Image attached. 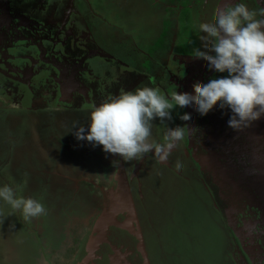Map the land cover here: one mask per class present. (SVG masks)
<instances>
[{
    "label": "rangeland",
    "instance_id": "1",
    "mask_svg": "<svg viewBox=\"0 0 264 264\" xmlns=\"http://www.w3.org/2000/svg\"><path fill=\"white\" fill-rule=\"evenodd\" d=\"M125 1L0 0V184L15 185L21 195L38 199L45 207L42 216L25 220L0 201V264H250L245 253L251 264H264V181L248 189L242 175L226 162L222 165L211 159V170L207 169L200 158L203 150L192 146L194 162L201 163L204 174L213 177L214 188L220 195L218 201L223 205L222 220H225L219 221L217 211L208 216L205 201L199 202L202 198L199 197H206L207 192L197 169L192 170L187 184L174 195L175 200L164 206L158 202L160 190L152 200L147 193L156 192L163 183L154 182L155 167L138 171L139 180L136 177L131 181L133 161L127 167L119 155L106 153L101 146L94 147L86 140H77L74 126L87 128L88 118L80 104L75 113L67 108L56 118L54 125L59 131L47 128L52 119L47 112V95L53 93L51 99L56 104L61 102L56 92L60 84L54 77L72 67L83 70L80 72L83 74L90 72L87 60L85 67L80 63L87 58L88 41L96 46L99 42L111 44L113 54L131 66L137 67L138 61L147 63L149 55L114 48L121 42L131 44L127 47L133 49L143 44L139 35L131 34L134 25L126 20L130 9L124 8ZM186 2L181 1L183 12L192 10L186 8ZM195 25L194 22V28ZM170 35L168 32L167 36ZM170 43L168 38L158 43L157 54H162L164 46L171 48ZM51 51L52 54L67 51L68 58L62 61L55 56L50 58L47 54ZM75 51L77 55L70 56ZM61 76L64 78L61 83L68 90L64 98L69 104L73 96L90 98L83 81L75 79L72 88L67 86L65 74ZM155 76L159 74L152 77ZM152 77L144 78L143 83L153 86ZM47 82L53 92L48 90ZM110 86L106 92L118 94L119 90ZM174 86L175 83L172 92ZM103 99L99 94L92 97L95 104ZM205 133L203 140L208 147L220 141L219 136ZM241 133L250 140L240 139V146L255 149L258 158L263 157L261 167L264 166V116L243 127ZM40 142L45 144L43 149ZM48 151L65 158L66 167L55 166L54 159L46 156ZM233 160L238 163L236 158ZM247 172L244 177L253 184L256 175ZM125 176L131 181L135 217L129 204L122 213L121 208L117 209L126 199L125 193L120 197ZM145 184L149 190L143 188ZM209 203L214 210L212 198ZM250 211L252 221L245 217ZM124 226L125 234L119 233ZM217 228L221 229L220 235ZM137 229L142 234L143 251L138 237L134 238ZM252 234L258 238L254 240ZM96 241L98 244L88 255Z\"/></svg>",
    "mask_w": 264,
    "mask_h": 264
},
{
    "label": "clouds",
    "instance_id": "2",
    "mask_svg": "<svg viewBox=\"0 0 264 264\" xmlns=\"http://www.w3.org/2000/svg\"><path fill=\"white\" fill-rule=\"evenodd\" d=\"M195 27L204 49L197 48L194 56L207 61L208 69L225 75L194 84L195 95L175 90L166 96L146 84L109 94L89 109L87 128L74 126L76 139L99 145L124 161H138L151 152L165 163L194 128L176 125L168 128L162 142L153 138V120L171 121L175 108H193L201 116L214 106L228 109L227 125L234 131L264 116V9L254 12L238 0L217 10L214 20L198 21ZM178 118L192 120L187 112ZM176 168L182 170L183 164L177 162ZM0 201L25 220L45 213L38 199L21 195L11 183L0 184Z\"/></svg>",
    "mask_w": 264,
    "mask_h": 264
},
{
    "label": "flooded vegetation",
    "instance_id": "3",
    "mask_svg": "<svg viewBox=\"0 0 264 264\" xmlns=\"http://www.w3.org/2000/svg\"><path fill=\"white\" fill-rule=\"evenodd\" d=\"M181 1L184 0H126L124 2V8L127 9L129 7L130 9V15H128L126 20L128 21V23L129 21H132L131 23H133L134 25V32H132L131 34L133 36H135L136 34L139 35L143 44L141 46H136V49H133L129 48L131 47V44L121 42L114 46V48L125 52L130 49L132 52H135L137 54L144 53L145 55H149L147 63H140V61H138V64L136 65L137 67L131 66V64L128 63L127 60H120L117 55L113 54L114 49L112 48L111 44L106 45L107 43L104 44L99 42L100 44L98 43V48L100 49V51L97 54H93L90 56L87 54V58L84 57L85 60L87 59L88 64H90L89 68L91 73H80L83 72V70L81 69H77L78 72H76L78 77L77 81H83L85 83V86L90 92V98L86 96L77 97L76 99H74V102H71V104L62 101L63 103L61 105V108H57L60 104H56L55 101L51 99L53 93H49L47 95V109L49 108V111L47 112L51 113L52 119L51 125L49 124V127L47 128H51L55 132L59 131V129L54 125V123L56 122V118L60 114H62L65 109L67 111L68 105L69 108L73 110V113H75L76 107L78 106V104H80V106L84 108L86 114L88 115L89 109L95 104L92 100L94 94H99L103 98L109 95L106 92L108 84H111L110 89H113L115 91L121 89L132 90L139 84L145 85L143 83L144 78H151L153 75L159 74V76H155L156 78L152 77V81L154 82L153 86L159 88V90L163 92L166 96H170V94L172 93L171 87L173 83H175L173 91L177 90L178 92H188L195 95V90L193 87L194 84L206 83L212 78L225 75L223 73H217L214 70L208 69L207 61L196 58L194 56L197 48H201L202 50L204 49V43L198 37L196 28H194V22L197 23L198 21H212L215 18L217 10L223 9L228 4L238 2V0H186V8L193 10V8L195 7L196 10L187 11L185 9L184 12L181 8ZM243 2H245L248 8L254 12H258L259 10L264 9V0H243ZM182 13L183 20H181ZM182 26H185V28H182ZM181 30H184L185 32L180 33L182 32ZM168 32H170V36H167ZM167 38L169 40V43L171 42V48L169 47V49H166L164 46V48H161L162 54L158 55V51L155 50L158 43L164 42ZM98 40L100 41L99 38ZM87 43L90 42L88 41ZM68 54L69 53L67 51H59L56 54H52L51 51L47 55L50 58L54 56L58 57L62 61L65 59L67 60ZM155 55L157 56L155 57ZM70 56H72V54H70ZM124 56L126 58L127 54H125ZM158 56H160V58H158ZM82 58L79 59L81 60ZM115 61L121 62L123 66H127L128 68H126L125 70L124 68L117 66V63L119 62ZM82 65H85L84 62H82ZM108 65H111V67H109ZM150 66L155 70H152ZM73 68L75 67H72L71 70ZM144 71L146 73H144ZM151 71L152 74L149 73ZM91 74L92 76L90 78L89 76ZM46 84L47 87H49V89H47L53 92L54 89L50 88V84L48 82ZM18 105L19 104H17V106ZM182 112L187 111L185 109L175 108L173 110V119L171 121H165L161 123L159 119L153 120V138L156 139L158 142H162L168 128L175 127L176 125L190 127L189 122L181 121L178 118V114ZM196 114L198 124L194 130V133L192 134L190 129L187 131L184 141L181 142V144L177 148L173 149L170 158L173 161L172 164H176V159L179 156L183 164H185L186 161V169H189V172L186 174H189V176L191 175L192 170H198L199 173H197L200 174V177H202L205 181V188L207 192L206 197H199H202V200L200 199L199 202L203 203L205 201L206 205L203 206L208 209V216H211L212 214L215 215V213L212 211H217L221 218V220L219 218V221H224L225 219L222 220V218H224L225 216L223 215V205L220 201H218L220 195L214 188V181L212 182L213 177L210 174L206 176L202 170L204 168H202L201 163L198 164L197 162H194V157H192L190 148L192 146H197L200 151L203 150V153L200 152V158H202V155L207 153L205 152L202 146V144L204 146H207V144L203 140V133L206 132L205 136H207L208 133H211V136H219V142H212V146L215 148L210 146L208 148L212 150L215 149L214 151L221 155L219 160L217 159L219 163H221L222 165L225 164V162L226 164H230L233 169L237 170L239 175H242V177L244 178L243 184L246 185L248 189H251V187H254L256 184H260L262 183V181H264V169L262 168L264 166L261 167L263 157L262 159L260 157L258 158L257 152L253 148L244 147L243 149V146H240V139L241 141L248 142L250 138L241 133L243 127L239 131H234L233 129L228 127L227 121L231 114L228 109L222 110L219 107L214 106L213 109L210 110L204 116L199 115L197 112ZM238 145L240 146V149L238 148ZM184 149H187V155L184 154ZM215 157H213V159ZM233 158H236V160L238 161L237 164L234 161L235 159L233 160ZM126 162V166L128 167L130 161ZM64 164L66 167V162ZM168 164L169 160L165 163H160L156 159V157L151 154L141 158L139 167L141 170H145L146 167H155L156 174L154 176V182H159L160 180L162 182L165 181L168 186L171 185L168 184L170 183V181L168 178H166V174L168 173V171L166 170V166ZM164 168L166 171L163 173ZM247 171H250L256 175V181H254L253 184H251L249 180L244 177V173H248ZM170 172L176 171L173 168V170H170ZM186 174H184L183 177H186ZM189 176L187 177L189 178ZM136 180H139V177ZM231 187L233 191V183H231ZM179 190L181 191V188ZM179 190L177 191L178 193L180 192ZM211 198L213 199V204L215 205V207L213 206L214 210L212 209V206L209 203V200ZM249 213L250 214L247 213L245 217L248 220L250 218V220L252 221V212L250 211ZM217 229L220 235L221 229ZM252 237H254V240L258 238L255 237L254 234H252ZM245 256L251 264L249 255L245 253Z\"/></svg>",
    "mask_w": 264,
    "mask_h": 264
},
{
    "label": "water",
    "instance_id": "4",
    "mask_svg": "<svg viewBox=\"0 0 264 264\" xmlns=\"http://www.w3.org/2000/svg\"><path fill=\"white\" fill-rule=\"evenodd\" d=\"M75 34H78V32L76 31L75 32ZM71 37H73L72 36V34H71ZM87 46H88V48H87ZM85 49H86V51L88 52V55L90 56V55H93V54H97V53H95L94 51H100V49L98 48V46H96L95 44H92V43H86L85 44ZM72 54V56H76L77 54H76V51L75 52H72L71 53ZM78 56H79V54H78ZM80 60V59H79ZM87 60V59H86ZM86 60H84V62H86ZM115 62H119V61H115ZM120 63V62H119ZM121 65H119L120 67L121 66H123L122 65V63H120ZM64 66H66V65H64ZM122 68H126V67H122ZM128 68V67H127ZM71 69V68H70ZM69 71H71V70H69ZM77 75V74H76ZM50 83V82H49ZM63 84V83H62ZM64 86V85H63ZM61 84H60V89H56V92H58V95H59V99H60V105H62V101H64V102H67L68 100L66 99V98H64V94H66L65 92L67 91L68 92V90L66 89V87H63ZM59 87V86H58ZM65 88V89H64ZM61 91V92H60ZM69 92H71V91H69ZM77 97L76 96H73L72 97V102H74V99H76ZM76 101H78V100H76ZM185 110L187 111V113H189L191 116H192V120L189 122V125H190V127H194V128H192V129H190V131H191V133L193 134L194 133V130H195V128H196V126H197V124H198V121H197V114H196V111L193 109V108H185ZM33 131L34 130H31L30 132L31 133H33ZM31 138H32V136H30L29 137V140H31ZM35 141V140H34ZM41 143V149H43L44 147H45V144H43L42 142H40ZM202 146H203V149L205 150V152H207L206 154H204V155H202V158H201V161L205 164V167H207V169H209L210 168V170H211V166H212V164H211V162H210V160L211 159H213V157H215L214 159H215V161L217 162L218 160H219V158H220V156L221 155H219L216 151H214V150H212V149H209L208 148V146H204L203 144H202ZM213 148H215V147H213ZM36 149H37V151L39 152V148L36 146ZM37 151H35L36 153H37ZM183 152H185L184 154H186L187 155V153H188V151H187V149H184L183 150ZM56 153H55V151H48L47 152V154H46V156L47 155H49L48 157H52L53 159H54V162H55V166H57L58 164L64 169L65 168V162H66V159L64 158L63 159V157H61V156H59V155H55ZM37 156V155H36ZM218 159V160H217ZM141 160V159H140ZM140 160H138L137 161V163H135V161L134 160H132L133 161V167H132V169H131V175H129V176H132L131 177V181L133 180V178H136V177H139V176H137V174H138V171H141V169H140V167H139V162H140ZM177 161L175 162L176 164H177V162H180V163H182L183 164V162H181V160H180V156L176 159ZM173 161H172V159L169 157V164L166 166L167 168H166V170L168 171V173L166 174V175H168V177H166V178H168L169 179V181H170V183H168V184H171V185H168L167 186V184L165 183V181L161 184V189L159 188L156 192H152V191H150V192H148V195L151 197H149L147 194H145L147 197H149L151 200H152V197L154 198V196H155V194L157 193V192H159V190H160V192H161V195L159 196V199H158V202L159 203H162L164 206H168L172 201H173V198L177 195V191L181 188L182 189V186H184V185H186L187 184V181H188V177L187 176H189V174L187 175L186 173H188L189 172V169H186L187 168V163H186V161H185V164H183V169L180 171V170H177V168H176V164H171ZM219 162V161H218ZM139 167V169H137L138 167ZM58 167V166H57ZM56 167V168H57ZM56 168H54L53 170H55ZM173 168L175 169V171L177 172H170V170H173ZM184 169H185V172H184ZM165 170V168H164V170H163V173L166 171ZM161 174H162V172H161ZM160 174V175H161ZM184 174H186L187 176L186 177H183V175ZM127 177V176H125V177H123L122 178V180H123V186H122V189H121V194H120V197H122V196H124V193H125V195H126V199H124V200H122V198H121V203L119 204V202H120V198H119V200H117L116 202H115V204H114V207L112 208V211H111V214L113 213V211H114V209H115V207H117V205H118V207H117V209H120L121 208V212L120 213H122L123 212V207H124V209L127 207V204H129L130 205V207H131V215L133 216V217H135V215H134V213H136V209H135V206H134V198H133V192H131V188H130V177ZM162 176V175H161ZM143 188L144 189H147V190H149L150 189V187H149V185H147V184H145V186H143ZM173 191H176V192H173ZM180 191V190H179ZM175 195V196H174ZM146 196H145V198H146ZM148 206V204H146V207ZM110 214V215H111ZM108 218V217H107ZM146 224H147V222H145V227H147L146 226ZM125 226L123 227V229H121L120 230V232L119 233H122V234H125ZM127 229V228H126ZM156 233V232H155ZM157 234V233H156ZM116 235H118V233H116ZM136 235V236H135ZM136 237H138V241H139V244H140V246H141V249H142V251H143V249H144V246H143V238H142V234H141V232H139V230L137 229V232H135V234H134V238H136ZM96 243L98 244V242L96 241L95 242V244H93V246L91 247V249L89 250V252H88V255L93 251V249L95 248V245H96ZM121 243H123V242H121ZM124 244V243H123ZM126 250H127V247H126ZM80 264V263H79Z\"/></svg>",
    "mask_w": 264,
    "mask_h": 264
},
{
    "label": "bare ground",
    "instance_id": "5",
    "mask_svg": "<svg viewBox=\"0 0 264 264\" xmlns=\"http://www.w3.org/2000/svg\"><path fill=\"white\" fill-rule=\"evenodd\" d=\"M76 32V30H75ZM74 38H75V35H74ZM88 48V46H87ZM95 53H98V51H94ZM85 58L82 60V62H84ZM82 62H80L82 64ZM85 64V62H84ZM85 67V65H84ZM127 68V66H124ZM126 68H124L126 70ZM78 68H73L71 71H69V69H63L64 71L62 73H60L59 75H57L56 77L54 78H57V80L59 81V84H61L63 86V84L61 83L62 79L64 80V78H62V74L64 75L65 74V77L67 79V86L69 87L70 85H72V88H74V86L76 85V80H78V77L76 75V72ZM84 69V68H83ZM73 71V73H72ZM55 76V75H54ZM70 79V80H69ZM76 79V80H75ZM88 105V104H87ZM89 106V105H88Z\"/></svg>",
    "mask_w": 264,
    "mask_h": 264
},
{
    "label": "trees",
    "instance_id": "6",
    "mask_svg": "<svg viewBox=\"0 0 264 264\" xmlns=\"http://www.w3.org/2000/svg\"><path fill=\"white\" fill-rule=\"evenodd\" d=\"M68 108H69V106H68ZM4 218V217H3Z\"/></svg>",
    "mask_w": 264,
    "mask_h": 264
}]
</instances>
